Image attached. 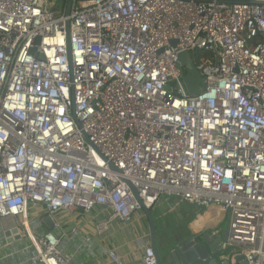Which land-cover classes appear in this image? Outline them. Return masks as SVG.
Masks as SVG:
<instances>
[{
    "label": "built area",
    "instance_id": "1",
    "mask_svg": "<svg viewBox=\"0 0 264 264\" xmlns=\"http://www.w3.org/2000/svg\"><path fill=\"white\" fill-rule=\"evenodd\" d=\"M160 197L217 206V250L264 264V0H0V221L30 264L67 262L29 207L127 224Z\"/></svg>",
    "mask_w": 264,
    "mask_h": 264
},
{
    "label": "crops",
    "instance_id": "2",
    "mask_svg": "<svg viewBox=\"0 0 264 264\" xmlns=\"http://www.w3.org/2000/svg\"><path fill=\"white\" fill-rule=\"evenodd\" d=\"M149 211L157 229L159 252L168 242L212 234L217 219H224L217 206H196L175 197H160ZM143 214H135L129 223L124 224L108 220L109 212L100 208L89 214L61 212L51 218L52 223L58 224L54 228L52 224L47 226L44 223L47 216L42 207H29L26 221L32 232L34 229L41 234L50 231L60 240L59 252L67 264H110L109 252L116 254L123 263L142 264V248L150 242V226ZM167 214L171 215L177 228L167 223ZM103 221L107 222L106 229L98 232L96 225ZM12 245L0 250L2 264L3 260L4 264H30L33 248L29 245L31 251L19 248L12 251ZM229 257L230 254H219L220 264Z\"/></svg>",
    "mask_w": 264,
    "mask_h": 264
},
{
    "label": "water",
    "instance_id": "3",
    "mask_svg": "<svg viewBox=\"0 0 264 264\" xmlns=\"http://www.w3.org/2000/svg\"><path fill=\"white\" fill-rule=\"evenodd\" d=\"M72 0H67V11L70 8ZM256 3V2H253ZM172 45L175 42L171 43ZM177 66L180 70V75L184 84V87L190 96H196L200 93V88L203 87V78L197 72L192 62L191 56L188 52H184L178 55ZM135 196L136 192L133 190ZM144 213L148 219L150 226V244L157 259L158 264H220L219 252L217 250L218 245L221 242L222 237L218 234H203L197 237L188 236L182 240L176 242H168L164 245L162 252H159L157 246V229L154 225L151 212L144 210ZM17 226L10 232L8 229L14 227V221L12 218L3 219L0 221V226L3 231L6 244L12 245L13 243L22 239L19 231L26 235L27 229L18 218ZM44 223L47 226L52 224V220L48 217L44 218ZM13 235V238L10 236ZM7 238V239H6ZM72 264H74L72 262ZM221 264H246L242 256L235 257L234 261L224 259Z\"/></svg>",
    "mask_w": 264,
    "mask_h": 264
},
{
    "label": "rangeland",
    "instance_id": "4",
    "mask_svg": "<svg viewBox=\"0 0 264 264\" xmlns=\"http://www.w3.org/2000/svg\"><path fill=\"white\" fill-rule=\"evenodd\" d=\"M166 220H167V223L170 224L172 227H174V228L178 227L175 225V222H174V220L170 214L166 215ZM225 226H226V222L223 221V219H217L216 228H219V236L222 238L224 237V234H225ZM29 245L30 244H29L28 240L25 238H22L21 240L13 243L11 248H12V251H17L18 248H19V250L31 251V248H29ZM2 246L6 247V242L4 239L3 231H2L1 226H0V249ZM59 249H60V247H58V250ZM3 264H4V260H3Z\"/></svg>",
    "mask_w": 264,
    "mask_h": 264
}]
</instances>
